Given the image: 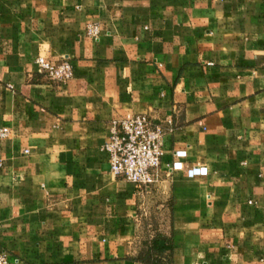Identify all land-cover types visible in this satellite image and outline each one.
<instances>
[{
    "label": "crops",
    "instance_id": "1",
    "mask_svg": "<svg viewBox=\"0 0 264 264\" xmlns=\"http://www.w3.org/2000/svg\"><path fill=\"white\" fill-rule=\"evenodd\" d=\"M39 55L67 57L72 77L47 79ZM132 113L170 128L149 190L102 149ZM4 126L8 264H151L157 239L159 264H264V0H0Z\"/></svg>",
    "mask_w": 264,
    "mask_h": 264
},
{
    "label": "built area",
    "instance_id": "2",
    "mask_svg": "<svg viewBox=\"0 0 264 264\" xmlns=\"http://www.w3.org/2000/svg\"><path fill=\"white\" fill-rule=\"evenodd\" d=\"M88 36L97 38L99 26L94 22L86 24ZM38 71L47 79L64 83L73 75V66L67 57L51 61L39 55L35 58ZM161 123H155L147 113H132L112 119L109 135L102 149L107 153L109 170L115 177L127 180L143 190L157 181L163 155V136L166 130ZM10 135L8 127H0V139ZM174 156L181 157L184 151L174 150ZM181 161H173L168 169L180 170ZM189 176L205 175V166L194 165L186 169ZM0 264H8L7 255L0 252Z\"/></svg>",
    "mask_w": 264,
    "mask_h": 264
},
{
    "label": "rangeland",
    "instance_id": "3",
    "mask_svg": "<svg viewBox=\"0 0 264 264\" xmlns=\"http://www.w3.org/2000/svg\"><path fill=\"white\" fill-rule=\"evenodd\" d=\"M154 216H155V214L153 212H151V213L148 212V213H146V215L142 216L143 224H144V228H145V230L143 229L144 230L143 231L144 232V238H145V241L148 242V240H149L151 243L153 242L154 238L157 237V233H158V231H157L158 223H157L156 219H154ZM146 225H149V226L146 227Z\"/></svg>",
    "mask_w": 264,
    "mask_h": 264
},
{
    "label": "trees",
    "instance_id": "4",
    "mask_svg": "<svg viewBox=\"0 0 264 264\" xmlns=\"http://www.w3.org/2000/svg\"><path fill=\"white\" fill-rule=\"evenodd\" d=\"M163 248L164 245H161L160 240L157 239L154 241L152 247L150 248L151 250L146 251V253L140 259L147 263L159 264V260L157 258H154L152 254L154 252H162Z\"/></svg>",
    "mask_w": 264,
    "mask_h": 264
}]
</instances>
